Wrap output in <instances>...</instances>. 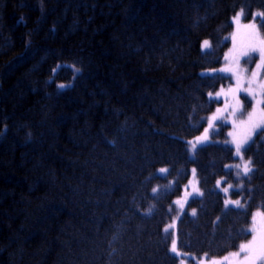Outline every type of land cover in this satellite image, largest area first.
Wrapping results in <instances>:
<instances>
[{
	"label": "trees",
	"instance_id": "16d2710c",
	"mask_svg": "<svg viewBox=\"0 0 264 264\" xmlns=\"http://www.w3.org/2000/svg\"><path fill=\"white\" fill-rule=\"evenodd\" d=\"M239 12L264 37V0H0V264H180L173 240L195 264L251 238L264 130L246 177L224 129L190 153Z\"/></svg>",
	"mask_w": 264,
	"mask_h": 264
},
{
	"label": "rangeland",
	"instance_id": "374dc122",
	"mask_svg": "<svg viewBox=\"0 0 264 264\" xmlns=\"http://www.w3.org/2000/svg\"><path fill=\"white\" fill-rule=\"evenodd\" d=\"M237 17H239L238 20ZM232 24L234 26V31L231 35V45L225 54L223 65L218 70L213 71V73H218L227 77L230 83L212 95V99L220 102L221 105L217 106L215 111L207 117L208 123L206 128L202 134L194 140L190 152L191 157H194L196 148L214 141L213 137L224 129L226 133L225 144L234 150L236 158H241L236 154L235 142L247 141L242 149L243 155L244 150L252 143L254 137L264 130V104L257 102L262 99L260 96V89L257 85L264 82V69L257 68V64L262 63L261 54L259 50H253L254 48L258 49L259 46L257 39L254 37L253 29L248 27L254 23H246L243 18V13L241 14V12H239L236 17L234 16L232 18ZM255 31L258 32L259 37H262L257 27H255ZM209 48L210 42H208L207 46H205L204 42L202 50L207 52ZM253 72L259 73V77L255 80L252 87V90L256 93V99H253V96L245 91V89L249 87L248 81L252 78ZM249 113H253V120L251 123L248 121ZM241 161L242 169L244 156ZM194 170L195 169L192 168L190 179L184 188L185 191L182 197L174 202V205H176L179 210L177 213V219L181 218L192 199L201 196L199 181L196 171ZM240 174L241 176L244 175L242 171L239 175ZM239 175L237 174V176ZM242 177L246 176L244 175ZM225 189H227V192H225ZM232 189V186L221 189L222 192L227 195L225 199V207L242 208L240 199L231 198L229 193ZM237 200L240 201V207H237L234 203H228V201ZM253 229H255V231H253ZM248 230L251 234V238L243 244L251 241L253 236H259L261 232H264V213L262 211H255L253 213ZM239 251L240 247L236 251L219 258L197 259L195 264H212L213 261H215L216 264H237V260L241 259L244 254L242 253L239 258L232 254ZM173 254L179 257L181 264L180 255H177L174 252ZM186 256L189 258H195V256Z\"/></svg>",
	"mask_w": 264,
	"mask_h": 264
},
{
	"label": "snow or ice",
	"instance_id": "6c2138e0",
	"mask_svg": "<svg viewBox=\"0 0 264 264\" xmlns=\"http://www.w3.org/2000/svg\"><path fill=\"white\" fill-rule=\"evenodd\" d=\"M242 14V13H241ZM257 15L264 17V13H257ZM239 19V17H237V20ZM248 27L253 29V34L254 37L257 39V43H258V49L254 48L253 50H259L260 54H261V61L262 63L257 64V68L258 69H264V37H259L258 32L255 31V25H249ZM208 45V42L205 41V46ZM259 77V73L258 72H253L252 73V78L249 79L248 81V85L249 87L247 89H245L246 92H248V94L253 96V99H256V93L255 91L252 90L253 84L255 82V80ZM257 87L260 89V96L262 97V99L258 100V103L264 104V82H261L257 85ZM253 120V113H249L248 114V121L249 123H251ZM231 135V134H230ZM261 135H264V132L261 133ZM247 141H242V142H235V147H236V154L238 156L241 157V160H243V155H242V149L244 147V144ZM251 165V161H244L243 164V168L241 169V171L243 172V174L245 176L248 175V173L250 171H252V168L250 167ZM237 168L240 167L239 164L236 165ZM161 172H165L167 171L166 169H161ZM195 171V170H194ZM239 175V173H238ZM229 187H231V185H229ZM225 192H227V189H225ZM228 203H234L237 207H240V201H228ZM193 215H195V213H193ZM168 229H165V232H167ZM253 231H255V229H253ZM172 252L176 253L177 255H180V253L177 251V247H176V242L175 240H173L172 242ZM244 254L243 257L241 259L237 260V264H264V232H261V234L259 236H253L252 240L249 241L246 244H241L240 245V251L239 252H235L232 255L235 257H241V254ZM181 264H184L183 261H181ZM212 264H216L215 261L212 262Z\"/></svg>",
	"mask_w": 264,
	"mask_h": 264
}]
</instances>
